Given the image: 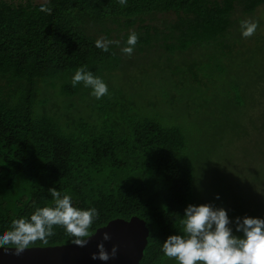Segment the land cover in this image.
<instances>
[{
  "label": "trees",
  "instance_id": "obj_1",
  "mask_svg": "<svg viewBox=\"0 0 264 264\" xmlns=\"http://www.w3.org/2000/svg\"><path fill=\"white\" fill-rule=\"evenodd\" d=\"M263 7L264 0H127L123 6L119 0H0V231L36 207H51L48 189L56 187L75 206L98 209L92 234L115 219L145 220L150 234L140 264H176L161 244L179 229L185 207L197 204L207 156L192 154L189 131L142 111L147 108L138 92L164 94V104L144 103L159 104L163 119L177 118L178 105L199 109L198 98L210 89L221 92L218 86L227 81L223 98L241 123L216 105L209 118L197 119L216 133L227 123L243 137L246 123L255 124L263 136L264 35L256 18ZM245 19L258 25L248 38L240 34ZM130 31L138 41L128 56L120 49ZM98 39L113 41L108 51L96 47ZM242 65L258 74L256 97L232 90ZM81 67L102 77L109 94L97 100L82 83L73 87L71 77ZM156 71L149 88L144 76ZM182 76L189 78L170 82ZM229 179L213 187L214 198L238 200L239 174ZM261 184L264 174L252 186ZM256 203L251 214L264 218ZM54 231L47 244L37 240L28 248L72 244L60 226Z\"/></svg>",
  "mask_w": 264,
  "mask_h": 264
},
{
  "label": "clouds",
  "instance_id": "obj_2",
  "mask_svg": "<svg viewBox=\"0 0 264 264\" xmlns=\"http://www.w3.org/2000/svg\"><path fill=\"white\" fill-rule=\"evenodd\" d=\"M119 3L126 5L127 0H119ZM41 10L51 9L42 7ZM257 26V23L250 20H242L241 36L251 37ZM137 41L138 35L130 31L121 52L131 56ZM111 43L113 41L101 39L95 42L96 47L105 52ZM81 83L90 89L89 95L97 100L109 94L104 79L83 67L78 68L71 77L73 87ZM48 192L52 197V206L36 207L29 216L12 219L10 227L0 231V248L7 251V246H11L19 255L37 240L47 244L48 238L55 234L54 226H60L72 244L83 247L88 243L92 234L90 228L100 218L98 209L75 206L73 197L61 195L56 187L49 188ZM179 225L176 233L167 236L160 248L163 255L174 259L176 264H264L262 217L245 215L233 220L223 207H215L210 203H189L180 216ZM109 239V234L105 232L103 240ZM97 248L98 252L92 254V259L108 261L110 254L104 244H98ZM115 254L116 248L113 247L111 256Z\"/></svg>",
  "mask_w": 264,
  "mask_h": 264
},
{
  "label": "rangeland",
  "instance_id": "obj_3",
  "mask_svg": "<svg viewBox=\"0 0 264 264\" xmlns=\"http://www.w3.org/2000/svg\"><path fill=\"white\" fill-rule=\"evenodd\" d=\"M15 4H42L47 0H8ZM256 18L262 20L261 33L264 35V7L258 10ZM244 65V64H243ZM242 68L240 78V70L238 72V77H234L232 83V90L236 92V89L241 90L242 92L247 91L249 98L256 97V92L261 90L260 80L257 78L258 74L250 66L245 65ZM140 74V73H139ZM183 78L187 80L189 77L182 76L180 79L173 78L170 80L173 84H176V81L180 80V83L183 81ZM238 78V79H237ZM144 81L147 83L148 87L151 88L153 83L157 81V71L151 75H145ZM149 83H151L149 85ZM225 84V85H224ZM164 87L169 89L170 85L164 84ZM231 85L227 81H221V84L218 86L217 92L213 89H210V93L207 92V95L200 96L198 98V103L200 108L196 107H185L186 104H183L184 107L178 105L175 109V114L177 118H167L163 119L165 110L160 107L159 104L153 105V107L146 106L144 100L156 99L161 103H165L166 97L163 94V98L157 95V90L153 89V93L144 94L143 92H138L140 96L144 98H137L139 104H144L147 110H142L146 114L151 115L156 118L158 121H164L165 125H177L180 128L184 129L186 132L189 131L190 137L192 139L190 151L192 154L200 153L206 155V161L203 163L202 167L204 171L202 172V182L198 184L200 197L197 200V205L210 203L215 207H223L228 211L230 219H235V217H243L245 215L251 217H257V214H251L254 210V203L264 209V184L254 185V182L259 178V175L264 174V131L263 136H259L255 130V124L246 123V132L248 133L247 137L243 136H234L232 132L228 130L227 123L224 124L226 129L221 131H216L211 128L207 123L199 122L201 119L210 117V107L213 108L219 107L221 112L224 115L231 116V121H237L241 123L242 118L238 116L239 112L237 110H230L228 105L224 100V95L227 94ZM219 94L220 98L217 104L214 98ZM182 95H180L181 97ZM186 98V95L182 96ZM150 100V101H151ZM205 100H208V105L205 106ZM177 102V100L175 99ZM251 104V103H250ZM172 108V107H171ZM228 108V110H227ZM252 114L256 113L255 109L250 108ZM139 111V110H137ZM167 111L169 109L167 108ZM164 113V114H163ZM221 113V114H222ZM223 127V128H224ZM216 134L217 136H214ZM215 142V143H214ZM191 154V155H192ZM211 163V164H210ZM258 166L252 168L253 166ZM252 168V169H251ZM259 173L257 175L256 173ZM236 176L239 174V179L241 181L240 189L236 191L238 200L233 196L231 198H214L212 196V191L214 186L218 185L221 187L227 186L230 182V175ZM263 177V176H262ZM254 196L251 198L250 196ZM258 201H260L258 203ZM254 204V205H252Z\"/></svg>",
  "mask_w": 264,
  "mask_h": 264
},
{
  "label": "water",
  "instance_id": "obj_4",
  "mask_svg": "<svg viewBox=\"0 0 264 264\" xmlns=\"http://www.w3.org/2000/svg\"><path fill=\"white\" fill-rule=\"evenodd\" d=\"M107 232L110 239L103 240ZM150 230L145 220L133 217L130 220L115 219L99 228L81 247L74 244L55 247L27 248L19 255L8 247L0 248V264H140L148 245ZM103 243L110 254L108 261L93 260L97 245ZM113 247L115 256H111Z\"/></svg>",
  "mask_w": 264,
  "mask_h": 264
}]
</instances>
